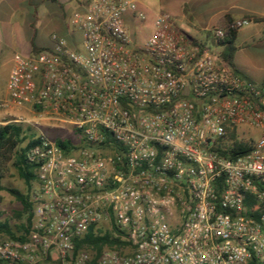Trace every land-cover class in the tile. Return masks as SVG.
<instances>
[{"label": "built area", "instance_id": "built-area-1", "mask_svg": "<svg viewBox=\"0 0 264 264\" xmlns=\"http://www.w3.org/2000/svg\"><path fill=\"white\" fill-rule=\"evenodd\" d=\"M126 17L146 19L135 0H83L80 50L52 35L11 56L0 106L52 114L80 144L25 150L30 220L0 264H264L263 91L220 58L222 29L195 41L156 13L136 43ZM88 232L117 242L96 251Z\"/></svg>", "mask_w": 264, "mask_h": 264}, {"label": "crops", "instance_id": "crops-1", "mask_svg": "<svg viewBox=\"0 0 264 264\" xmlns=\"http://www.w3.org/2000/svg\"><path fill=\"white\" fill-rule=\"evenodd\" d=\"M82 1L0 0V75L4 81L3 88L14 53L27 56L33 49H48L52 35L62 39L71 50L81 49V35L69 19ZM135 1L146 17L144 22L133 17L125 19L136 43L149 35L156 13L168 14L176 26L195 41H202L206 30L216 27L224 18L246 20L248 23L236 30L233 39L232 66L239 76L255 83L264 93V0H158L157 5ZM141 23L149 31L137 41L131 28ZM221 49L218 47L216 51L220 53ZM256 75L258 79H255Z\"/></svg>", "mask_w": 264, "mask_h": 264}, {"label": "trees", "instance_id": "trees-1", "mask_svg": "<svg viewBox=\"0 0 264 264\" xmlns=\"http://www.w3.org/2000/svg\"><path fill=\"white\" fill-rule=\"evenodd\" d=\"M234 21L228 18H224L221 23L216 25V28L223 30V37L218 41V45L222 47L219 55L220 58L233 70L232 66V54L234 52L233 39L235 37L236 30L232 27ZM215 28V27H214ZM41 50L33 49L32 53H37ZM235 71V70H234ZM23 130L19 124L16 123H5L0 125V181L4 176L5 167L7 163L14 158L12 166L17 170L18 176L23 179L25 184L31 179H35L33 173V166L25 163L23 155L25 150L32 147L38 142V138L29 139L23 147H19V144L23 141L22 136ZM56 145L69 149L73 148L69 142L56 140ZM249 146L247 144H239L235 148L229 151L230 156L239 155L245 153ZM0 190H4L12 198H14L20 205V209L12 213V218L16 220L14 223V229H11L8 220L0 222V240L4 237H14V233L18 231H24L23 226L29 224L31 204L29 202V196L20 193L17 189L2 187L0 185ZM117 239L112 238L109 232H99L97 235H93L88 232L84 239L80 241L81 243L91 246L92 249L100 251L102 247H110L113 243H116Z\"/></svg>", "mask_w": 264, "mask_h": 264}, {"label": "rangeland", "instance_id": "rangeland-1", "mask_svg": "<svg viewBox=\"0 0 264 264\" xmlns=\"http://www.w3.org/2000/svg\"><path fill=\"white\" fill-rule=\"evenodd\" d=\"M143 4L152 5L158 4V0H138ZM133 26V36L142 39L149 28L142 25ZM0 75V102L5 100V90H3V78ZM258 79V75L255 76ZM19 124L23 130V141L19 147H23L29 139L45 138L49 141H67L73 148H76L80 143L78 137L74 134V129L67 122L56 119L54 115L43 110L33 109L32 107H16L12 105L0 106V125L5 123ZM14 158L7 163L5 173L0 181L2 187L17 189L20 193L31 196L34 190V180L31 179L28 185L25 184L22 178L18 176L17 170L12 166ZM34 173V171H33ZM20 209L19 203L7 194L4 190H0V222L8 220L11 229H14L16 220L12 218V213Z\"/></svg>", "mask_w": 264, "mask_h": 264}]
</instances>
